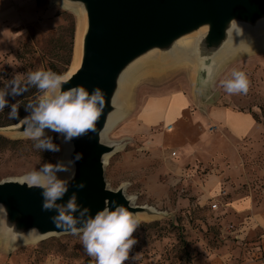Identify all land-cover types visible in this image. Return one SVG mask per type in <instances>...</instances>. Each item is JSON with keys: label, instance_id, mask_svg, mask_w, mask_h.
Listing matches in <instances>:
<instances>
[{"label": "rangeland", "instance_id": "obj_1", "mask_svg": "<svg viewBox=\"0 0 264 264\" xmlns=\"http://www.w3.org/2000/svg\"><path fill=\"white\" fill-rule=\"evenodd\" d=\"M77 26V14L60 2L0 0V95L5 100L0 128L33 113L44 98L45 90L30 82V73L69 70ZM140 68L121 106L124 115L107 134V141L123 146L107 158L105 179L111 188L125 183L136 204L164 214L136 219L130 237L135 243L124 264H260L264 230L247 220L252 211L264 218V51L227 60L200 96L194 95L197 72L188 63L161 68L148 62ZM233 70L246 75V94L225 89ZM177 90L186 97L173 93ZM163 93L174 96L168 111ZM13 106L16 119L9 118ZM215 106L249 111L255 126L234 139L207 114ZM227 117L231 124L244 121L240 114L227 112ZM48 134L58 141L50 162L55 166L63 151L61 137L43 135ZM27 138L0 143V180L40 172L48 163L38 143ZM244 196L251 200L248 215L228 206ZM82 236L78 231L15 243L0 232V264H96Z\"/></svg>", "mask_w": 264, "mask_h": 264}, {"label": "water", "instance_id": "obj_2", "mask_svg": "<svg viewBox=\"0 0 264 264\" xmlns=\"http://www.w3.org/2000/svg\"><path fill=\"white\" fill-rule=\"evenodd\" d=\"M52 2L79 9L82 16L77 63L66 74L70 80L61 85V91L81 85L91 97L98 87L104 107L94 132L70 141L60 140L62 148L63 144L67 145L63 157V167L67 171H60L55 178L66 184L67 191L54 202L51 210L43 209V188L21 185L20 177L0 180V232L15 243L29 237L41 240L72 233L70 229L57 228L51 218L59 214L57 206L66 208L73 196L77 211L71 214L78 231H83L87 222L105 209L114 211L123 207L135 219L162 216L164 213L153 206L136 204L135 197L125 192V183L111 188L105 179V159L119 150L122 142H109L104 134L113 116L123 112L117 102L128 74L139 64L149 62L159 67L157 64L167 62L189 42V56L195 60L197 72L194 95L197 92L199 95L210 82L220 54L241 37L252 39L264 34V0ZM97 107L101 105L97 103ZM31 115L0 130L14 139L26 137L25 129L31 127L34 131L39 127L31 120ZM25 118H28L27 123H23ZM78 154L82 159L76 161ZM80 184L84 187H79ZM126 196L132 197L131 203Z\"/></svg>", "mask_w": 264, "mask_h": 264}, {"label": "clouds", "instance_id": "obj_3", "mask_svg": "<svg viewBox=\"0 0 264 264\" xmlns=\"http://www.w3.org/2000/svg\"><path fill=\"white\" fill-rule=\"evenodd\" d=\"M232 75L233 79L224 81L227 92L229 94H246L249 88L246 75L238 70H233ZM29 80L36 84L39 89L45 90V96L31 115V120L37 122L39 127L35 128L34 131L31 127L25 129L26 137L38 139L43 135V129L46 127L64 133L66 141L78 138L89 131H95V125L104 107L100 88H95L91 97L81 85L61 91V85L68 82L70 77L52 71L40 70L30 73ZM97 103L101 105L100 108L97 107ZM4 106V97L0 95V110ZM9 118H17L15 106H13ZM27 122L28 118H25L23 123ZM36 147L59 151V148L50 141H41ZM80 159L82 156L78 154L75 160L79 161ZM54 171H67V169L59 164L54 166L51 163H46L40 172H30L18 180L21 185L26 184L30 188L40 187L44 189L42 193L45 198L43 209L47 211L51 210L54 202L61 199L67 191L66 184L52 175ZM79 187L83 188L84 185L80 184ZM125 198L131 203V196ZM75 199V196L71 197L66 208L57 206L59 214L51 218L57 228L70 229L73 234L78 231L74 227L76 220L71 214L77 211ZM138 223L133 214L123 207L114 211L105 209L99 212L94 219L87 222L83 229L81 240L85 251L89 256L95 258L96 264H124V261L128 259L129 249L135 243V240L130 239V237L136 230Z\"/></svg>", "mask_w": 264, "mask_h": 264}, {"label": "bare ground", "instance_id": "obj_4", "mask_svg": "<svg viewBox=\"0 0 264 264\" xmlns=\"http://www.w3.org/2000/svg\"><path fill=\"white\" fill-rule=\"evenodd\" d=\"M74 11L78 16V26H77L76 35H75V39H76L75 40V53H73V63L71 65V67L69 68V70L67 72H65L64 75L68 74L76 66L77 58H78V43H79V35H80V31H81V26H82V16H81L79 9H74ZM189 46H190L189 42L185 43L183 46V49L180 52L176 53L173 57H171L167 62H165L163 64H157V63H155V64H157L161 68L173 67V66H176L178 64H183V63H185V64L188 63V64L195 67V60L189 56V49H190ZM257 51H264V34H261L255 38H252V39H248V38H244V37L237 39L230 47H228L222 54H220L216 58L215 65L212 69V73H213L212 79H213L214 75L218 72L219 68L227 60L234 58L236 56H241V55H244L247 53H254ZM139 66H140V64L138 66H136L133 69V71L128 74V76L125 80V86L123 87V91H122L120 98L117 102V103H119L120 106H122L124 104V100H125L126 94L129 90L130 86L132 85V83L134 81H136V79L140 75L139 72H141L142 67L138 68ZM149 69H150V67H149ZM192 69H194V68H192ZM167 111H166V113H167ZM123 115H124L123 112H119L117 115L113 116V118L111 119V122H110V126L104 134L106 140H107L108 132L111 130L113 125L116 124L123 117ZM167 126H171V124H168ZM46 132H56V131H53L52 129L48 128L46 130H43V133H46ZM58 133L60 134L61 142H63V140L65 138V134L60 133V132H58ZM122 146H123V142L121 143V147ZM66 150H67V145L63 144V151H62L60 158L58 160V163H57L61 166H63V157H64V153ZM107 158L108 157H106L105 161H107ZM59 172L54 171L52 173V175L55 176ZM37 239H38L37 237H29L26 240L29 241V240H37Z\"/></svg>", "mask_w": 264, "mask_h": 264}, {"label": "crops", "instance_id": "obj_5", "mask_svg": "<svg viewBox=\"0 0 264 264\" xmlns=\"http://www.w3.org/2000/svg\"><path fill=\"white\" fill-rule=\"evenodd\" d=\"M182 93V96L185 98L186 94L185 92H182L180 90H177V91H173L174 94L176 93ZM172 93V92H171ZM164 96L162 98V103H166L169 105L168 109L169 110L172 106V94L170 95L172 98H169V95L168 94H165L163 93ZM166 95V96H165ZM178 106L176 105L175 107V110H177ZM213 108H216L215 111H207V114L213 118V117H216L217 118V121H219V123L222 125V130L221 131H225V132H229L232 137L234 139H242L245 137L246 133L251 129L253 128L255 125V119L253 118V115L251 112L249 111H237V110H234L230 107H213ZM212 108V109H213ZM227 109H229L227 111ZM214 112V113H213ZM227 112H231V113H234V114H240V116H242L243 120L244 121H241L239 123L237 122H232V124L230 123V121L228 120V117H227ZM230 114V113H228ZM220 183H216L214 185V191L216 189V186L218 185L219 186ZM245 199H249V197L247 196H244V197H240V198H236L232 201H230L228 203V206L235 210V211H238V212H243L244 214L246 213H249V209L250 207L252 206L251 205V200L249 199V202L248 201H245ZM248 215V214H246ZM248 220L247 222L250 224V225H253V226H256V227H259L261 228L262 230H264V218L261 214H258V213H254L253 211L250 213V215L248 216ZM260 264H264V259L263 261L260 263Z\"/></svg>", "mask_w": 264, "mask_h": 264}, {"label": "trees", "instance_id": "obj_6", "mask_svg": "<svg viewBox=\"0 0 264 264\" xmlns=\"http://www.w3.org/2000/svg\"><path fill=\"white\" fill-rule=\"evenodd\" d=\"M53 72L56 73V74H60L61 72H59L58 70L56 69H53ZM24 116H22L21 118H23ZM21 118L19 119H16L14 122H11L12 124L13 123H16L18 122ZM11 123H7V124H11ZM6 124V126H7ZM2 126V125H0ZM27 139H30L31 142H36V143H40L41 141H50L54 146H56L55 143H57V137L54 136V135H51V134H48V135H42L40 136L38 139H32V138H27ZM23 142V139H20V138H16V139H12V138H9V137H6L4 135H1L0 134V143L2 144H11V145H15V144H19ZM56 151H51V150H48V149H41V153H43V156L45 157L46 161L48 163L52 162L53 159H54V154H55Z\"/></svg>", "mask_w": 264, "mask_h": 264}, {"label": "built area", "instance_id": "obj_7", "mask_svg": "<svg viewBox=\"0 0 264 264\" xmlns=\"http://www.w3.org/2000/svg\"><path fill=\"white\" fill-rule=\"evenodd\" d=\"M211 207H212V208H217V204H216V203H212V204H211Z\"/></svg>", "mask_w": 264, "mask_h": 264}]
</instances>
